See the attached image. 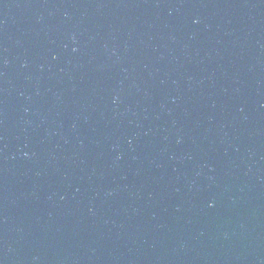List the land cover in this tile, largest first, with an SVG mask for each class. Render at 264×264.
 Listing matches in <instances>:
<instances>
[{
	"label": "water",
	"instance_id": "95a60500",
	"mask_svg": "<svg viewBox=\"0 0 264 264\" xmlns=\"http://www.w3.org/2000/svg\"><path fill=\"white\" fill-rule=\"evenodd\" d=\"M0 264H264V0H0Z\"/></svg>",
	"mask_w": 264,
	"mask_h": 264
}]
</instances>
